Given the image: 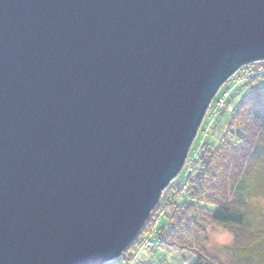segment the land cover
<instances>
[{
	"label": "water",
	"instance_id": "water-1",
	"mask_svg": "<svg viewBox=\"0 0 264 264\" xmlns=\"http://www.w3.org/2000/svg\"><path fill=\"white\" fill-rule=\"evenodd\" d=\"M257 62L264 0H0V264L121 258Z\"/></svg>",
	"mask_w": 264,
	"mask_h": 264
},
{
	"label": "trees",
	"instance_id": "trees-1",
	"mask_svg": "<svg viewBox=\"0 0 264 264\" xmlns=\"http://www.w3.org/2000/svg\"><path fill=\"white\" fill-rule=\"evenodd\" d=\"M253 80L231 83L215 100L230 90L225 108L235 88ZM223 108L216 115L208 111L199 132L206 140L195 155H189L183 172L120 258L124 264H130L137 247L152 253L193 252L192 262L183 258V264H221L214 254L203 252L209 225L229 229L236 237V244L228 248L227 264H264V212L258 205L264 192V182L258 180L264 178V84L252 88L233 108L223 129L209 138ZM152 264L168 263H155L152 257Z\"/></svg>",
	"mask_w": 264,
	"mask_h": 264
},
{
	"label": "rangeland",
	"instance_id": "rangeland-1",
	"mask_svg": "<svg viewBox=\"0 0 264 264\" xmlns=\"http://www.w3.org/2000/svg\"><path fill=\"white\" fill-rule=\"evenodd\" d=\"M230 81L231 79L226 83L227 88L231 86ZM263 84H264V77L253 80L252 82L241 84L237 88H235V91H233V93L231 94V97L229 98L226 107L223 108L218 123L216 122L215 126L212 128L210 136L208 137L209 138L210 137L212 138L213 136L215 137L226 125L225 123L229 119L231 111L235 106L239 104L240 100L243 97H245L252 88L256 87L257 85H263ZM222 90L223 88L220 90V92ZM206 137H207L206 135L204 136L202 134H200L197 137L190 151L191 156L195 155V151L197 150L198 146L201 144L202 141L206 140ZM258 180L264 182L263 177L258 178ZM254 201H257V199H254ZM258 205L261 206V209L259 211L264 212V192H262L259 196ZM207 231H208L207 239L203 243L204 245L203 247H205L203 248V252L205 254L212 253L219 261V263L227 264L228 248L236 244V237L234 233H232V231L229 229H226L224 227H215L214 225H209ZM130 247L127 250H129ZM133 252L134 255L130 261V264H152V257L155 263L158 262L159 260H166L168 264H183L184 263L183 258H185L189 263H191L193 260V252L189 250H184L183 252L175 251V252L167 253L163 250L156 249L155 252L152 253L150 249L146 250L143 249L142 247L139 248L137 247V249H134ZM107 264H124V263L122 259L118 258Z\"/></svg>",
	"mask_w": 264,
	"mask_h": 264
},
{
	"label": "built area",
	"instance_id": "built-area-1",
	"mask_svg": "<svg viewBox=\"0 0 264 264\" xmlns=\"http://www.w3.org/2000/svg\"><path fill=\"white\" fill-rule=\"evenodd\" d=\"M264 76V62H257V63H252L249 65H246L244 67H242L232 78H231V83L234 84V86L243 83L245 81H250L253 80L257 77H262ZM230 90L225 92L221 97H219L218 99L214 100L211 108L209 109V111L211 110L213 115H216L219 110L221 108L224 107L225 105V100L229 94ZM215 117V116H214ZM193 173L192 169L189 170V174ZM183 188L185 189V186H183ZM147 245H151L150 242L147 243Z\"/></svg>",
	"mask_w": 264,
	"mask_h": 264
},
{
	"label": "crops",
	"instance_id": "crops-1",
	"mask_svg": "<svg viewBox=\"0 0 264 264\" xmlns=\"http://www.w3.org/2000/svg\"><path fill=\"white\" fill-rule=\"evenodd\" d=\"M231 87V86H230ZM227 88V85L223 87V90ZM229 88V87H228Z\"/></svg>",
	"mask_w": 264,
	"mask_h": 264
}]
</instances>
